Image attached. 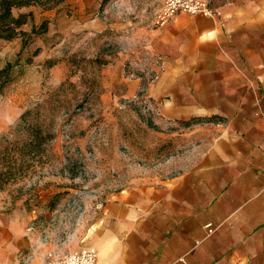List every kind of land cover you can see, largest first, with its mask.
I'll list each match as a JSON object with an SVG mask.
<instances>
[{
	"label": "rangeland",
	"instance_id": "1",
	"mask_svg": "<svg viewBox=\"0 0 264 264\" xmlns=\"http://www.w3.org/2000/svg\"><path fill=\"white\" fill-rule=\"evenodd\" d=\"M162 1L20 0L26 4L11 8L24 24L0 38V232L23 239L0 264L98 248L109 230L128 224L110 204L170 178L217 139L226 123L218 116L163 114L162 101L204 100L208 90L188 88L185 75L181 86L158 91L163 58L145 33L162 26L155 23ZM206 1L214 10L227 0ZM220 99L215 107L234 117ZM234 119L238 127L241 114ZM134 223L154 235L158 212ZM117 234L108 240L121 241Z\"/></svg>",
	"mask_w": 264,
	"mask_h": 264
},
{
	"label": "crops",
	"instance_id": "2",
	"mask_svg": "<svg viewBox=\"0 0 264 264\" xmlns=\"http://www.w3.org/2000/svg\"><path fill=\"white\" fill-rule=\"evenodd\" d=\"M213 11L212 16L177 14L146 31L145 38L163 58L156 85L161 96L181 86L185 75L188 88L208 90L204 100L162 101L164 116H218L226 123L218 127L217 139L176 166L173 176L132 187L109 205L110 213L128 224L100 238L96 264H264V0H227ZM217 98L236 115L215 107ZM153 211L160 226L144 236L146 227L134 222ZM206 224L216 228L209 236ZM113 233L123 234L116 235L122 240L110 242ZM19 235L0 232L1 256L19 250Z\"/></svg>",
	"mask_w": 264,
	"mask_h": 264
},
{
	"label": "built area",
	"instance_id": "3",
	"mask_svg": "<svg viewBox=\"0 0 264 264\" xmlns=\"http://www.w3.org/2000/svg\"><path fill=\"white\" fill-rule=\"evenodd\" d=\"M177 14L212 16L214 11L206 0H163L155 23L163 25ZM205 230L206 234L210 235L215 228L211 224H206ZM97 257L98 253L94 246H82L66 255L46 259L43 264H96Z\"/></svg>",
	"mask_w": 264,
	"mask_h": 264
},
{
	"label": "trees",
	"instance_id": "4",
	"mask_svg": "<svg viewBox=\"0 0 264 264\" xmlns=\"http://www.w3.org/2000/svg\"><path fill=\"white\" fill-rule=\"evenodd\" d=\"M25 4L26 2H20V0H0V38H13L18 34L16 29L24 24V21L22 17L12 18L11 8ZM31 135H34L32 138L37 141L38 134Z\"/></svg>",
	"mask_w": 264,
	"mask_h": 264
}]
</instances>
